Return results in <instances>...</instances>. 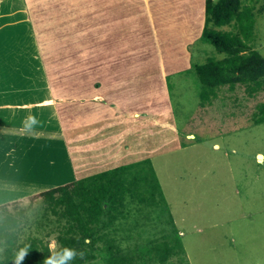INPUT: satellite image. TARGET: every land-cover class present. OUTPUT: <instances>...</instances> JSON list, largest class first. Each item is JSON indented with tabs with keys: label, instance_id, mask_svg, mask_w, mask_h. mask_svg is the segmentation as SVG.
Listing matches in <instances>:
<instances>
[{
	"label": "rangeland",
	"instance_id": "1",
	"mask_svg": "<svg viewBox=\"0 0 264 264\" xmlns=\"http://www.w3.org/2000/svg\"><path fill=\"white\" fill-rule=\"evenodd\" d=\"M60 1L0 0V46L6 48L7 58L21 64L16 68L23 74L22 89L37 91L41 83L33 76L38 59L44 57L47 43L62 45L61 35L56 33L63 26L79 24L85 28L86 47L104 41L112 45L114 20L117 27L134 26L133 40L124 46V57L170 58L179 63L165 66V88L160 86L159 74L150 80V85L159 81L160 86L151 90V96L161 98L162 90H166L165 118L177 131L175 135L168 130L159 134L150 124L149 150L150 154L157 153L152 167L172 213L186 218L179 237L184 254L166 264H176L179 258L188 264H264V124L249 126L257 105L264 102V91L250 96L243 86L223 87L214 100L202 104L201 85L193 67L210 57H224L200 39L204 0H128L133 7L120 0L116 14L111 11L107 18L99 17L100 2L70 0L69 6L77 2L82 7L72 15ZM243 5L251 7L254 14L249 46L264 57V0H244ZM126 15L131 18H123ZM224 30L238 32L235 25ZM33 59L38 63H32ZM168 69L176 72L169 74ZM181 146L186 149L175 150ZM62 153L55 145L54 177H60L56 171L61 167L58 158H63ZM32 197L21 200L18 206L24 209L30 226H25L23 239L30 233L41 237L34 233L35 221L43 223L41 200ZM186 198L189 200L183 203ZM165 205L158 209L128 205L127 218L114 225L116 239L121 240L125 252L151 243H168L172 233L168 220L173 216L166 201ZM47 242L54 250L53 240ZM89 264L105 263L99 255Z\"/></svg>",
	"mask_w": 264,
	"mask_h": 264
},
{
	"label": "crops",
	"instance_id": "2",
	"mask_svg": "<svg viewBox=\"0 0 264 264\" xmlns=\"http://www.w3.org/2000/svg\"><path fill=\"white\" fill-rule=\"evenodd\" d=\"M88 1L101 3V18L109 17L111 11L115 15L120 3ZM60 2L72 15L82 8L77 2L69 6L70 0ZM129 3L133 5L128 1L127 6ZM116 21L112 25L116 27L112 29V45L104 41L96 46L95 41V45L86 47L85 28L79 24L59 29L56 35H61L62 45L47 43L44 57L37 58L39 63L33 59L32 63L39 64L32 73L41 83L37 91L22 89L23 74L16 68L21 64L7 58L6 48L0 46V205L143 160L153 165L157 153L150 154L149 150L150 124L159 134L166 130L177 133L165 118L166 90H162L161 98L150 93L160 86L165 88V66L178 65V61L124 57V46L133 38L134 26L117 27ZM46 34L48 39L49 30ZM36 44L35 49H40ZM154 74L162 78L160 86L159 81L150 85ZM161 143L165 144L164 139ZM55 145L63 150V158H58L62 164L56 171L60 177H54ZM183 149L186 147L175 148ZM169 212L182 237L186 218L173 214L170 207Z\"/></svg>",
	"mask_w": 264,
	"mask_h": 264
},
{
	"label": "trees",
	"instance_id": "3",
	"mask_svg": "<svg viewBox=\"0 0 264 264\" xmlns=\"http://www.w3.org/2000/svg\"><path fill=\"white\" fill-rule=\"evenodd\" d=\"M243 2L204 0L200 39L224 57L220 60L210 57L193 67L201 85L202 104L214 100L223 87L243 86L250 96L264 91V57L249 46L254 14ZM231 25L238 32L224 30ZM260 124H264V102L257 105L249 121V126ZM35 197L41 200L43 223L35 221L34 233L41 237L30 233L23 239L28 224L24 209H18L21 200L0 205V264H16L22 250L26 255L20 264H46L61 246L84 253L83 258L77 257L70 264H89L99 255L105 264H166L172 257L184 254L171 217L168 243L138 246L127 253L120 246L121 240L116 239L114 225L127 218L125 209L129 204L150 209L166 207L150 160L103 171ZM13 207L15 210L11 211ZM50 238L54 250L47 242ZM176 261L188 264L182 258Z\"/></svg>",
	"mask_w": 264,
	"mask_h": 264
},
{
	"label": "clouds",
	"instance_id": "4",
	"mask_svg": "<svg viewBox=\"0 0 264 264\" xmlns=\"http://www.w3.org/2000/svg\"><path fill=\"white\" fill-rule=\"evenodd\" d=\"M26 252L22 250L17 257L16 264H20ZM84 253L76 249L61 246L59 252L55 253L53 256L46 260V264H70L71 261L75 260L77 257L83 258Z\"/></svg>",
	"mask_w": 264,
	"mask_h": 264
},
{
	"label": "water",
	"instance_id": "5",
	"mask_svg": "<svg viewBox=\"0 0 264 264\" xmlns=\"http://www.w3.org/2000/svg\"><path fill=\"white\" fill-rule=\"evenodd\" d=\"M260 157V155L258 156V158Z\"/></svg>",
	"mask_w": 264,
	"mask_h": 264
}]
</instances>
